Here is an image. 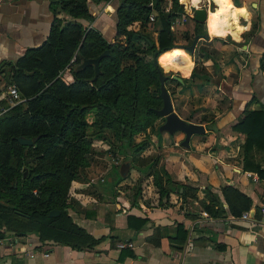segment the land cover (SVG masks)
<instances>
[{
    "label": "crops",
    "instance_id": "crops-1",
    "mask_svg": "<svg viewBox=\"0 0 264 264\" xmlns=\"http://www.w3.org/2000/svg\"><path fill=\"white\" fill-rule=\"evenodd\" d=\"M119 1L86 0L93 20H76L111 40ZM175 1L176 7L173 0L161 5L175 14L170 24L173 49L190 42L184 32L190 39L195 33L207 39L197 40L192 55L175 49L182 52L174 54L188 53L192 66L187 76L171 68L176 83L170 103L178 117L202 125L204 132L191 135L188 146H182L180 131L156 134L160 117L148 136L150 147L140 154L145 159L133 160L134 168L144 173L143 183L134 188V180L124 177L106 185L103 178L85 193L83 183L74 182L66 210L74 232L59 238L30 228L22 234L4 231L0 264H264V217L258 213L264 179L243 167L244 135L233 129L245 112L264 113V0ZM61 3L0 0V101L10 87H3L8 65L25 49L38 46L55 18L60 24L72 20ZM198 7L205 9L203 22L191 19ZM147 8L148 21L141 27L134 20L127 29L147 35L156 45L160 23L150 2ZM194 66L203 67L208 81L191 76ZM154 158L153 165L149 159ZM150 165L149 173L162 167L168 175L166 196H159L152 176L146 175ZM254 165L264 170V150L253 147L248 152V167ZM227 186L249 200L239 215L228 210L221 190ZM170 187H178L177 192Z\"/></svg>",
    "mask_w": 264,
    "mask_h": 264
},
{
    "label": "trees",
    "instance_id": "trees-1",
    "mask_svg": "<svg viewBox=\"0 0 264 264\" xmlns=\"http://www.w3.org/2000/svg\"><path fill=\"white\" fill-rule=\"evenodd\" d=\"M59 1L72 20L60 24L61 20L55 18L45 39L25 49L8 65L7 76L3 77V87L13 86L23 100L0 115V237L4 231L22 234L28 228L40 234L56 233L59 238L74 232L66 210L72 184L85 183L92 177L96 164L92 142L103 140L104 134L110 138L115 132L119 147L112 153H122L131 160L138 156L145 159L140 154L151 145L145 130H152L153 122L159 118L154 110L161 106L157 69L162 71L164 59L174 69L179 65L174 62L179 55L190 60L186 53L174 54L182 52L173 49L170 24L175 14L161 9L162 0H120L111 40L76 20H93L86 0ZM149 2L160 23L156 45L147 35L127 29L134 20L141 27L148 21ZM182 37L192 40L186 32ZM104 50L107 55L98 61L100 72L94 81H89L91 66L71 70L79 62V55L94 58ZM66 66L70 79L61 77ZM164 75L165 86L168 81L175 82ZM191 76L201 82L208 80L202 66H194ZM0 106L6 107L7 101L1 100ZM87 115H91L90 122L85 119ZM233 129L244 135L243 167L264 179V170L258 165L248 167V152L253 147L264 150L263 111L245 112ZM138 135L142 137L136 141ZM18 136L33 142L21 145L16 140ZM149 160L153 165L156 162L155 158ZM151 167L146 175L152 176L159 196H166L168 175L162 167L149 173ZM116 177L117 181L124 178ZM170 188L177 192L178 187ZM221 190L232 215L248 209L249 200L240 192L229 186ZM205 208L209 210V206ZM50 210H58V214L48 216Z\"/></svg>",
    "mask_w": 264,
    "mask_h": 264
},
{
    "label": "rangeland",
    "instance_id": "rangeland-1",
    "mask_svg": "<svg viewBox=\"0 0 264 264\" xmlns=\"http://www.w3.org/2000/svg\"><path fill=\"white\" fill-rule=\"evenodd\" d=\"M211 11H214V9ZM185 58H187V57L179 55L178 57L175 58L174 62L179 63V65H176L175 69L181 70L187 76L189 73V70L192 66V63L190 64V62H188V59H187V61H185ZM163 65H164V69H163ZM163 65H162V70L166 75H169L170 77H172V75H176L173 71H171V68L174 69L172 66L170 68L169 65L167 63H165V61H164ZM196 67L198 68L199 66H196ZM168 71H171L170 72L171 74L168 73ZM176 72H178V71H176ZM181 75H183V74H181ZM61 77L65 78V79H70L71 75H70V73L64 74V71H63L61 73ZM211 81L215 82L216 78L212 79ZM174 86H175V84L173 81L166 82L165 87H166L168 93L171 92V89H173ZM85 119L87 122H90L91 121V115H87L85 117ZM159 120L161 121L160 117L153 122L152 130H149V129L145 130L147 138H149L148 136H150V138H151V135H153V133L156 131V125L159 123L157 121H159ZM91 129L92 128H89L88 132H90ZM158 133H159V131L157 128L156 134H158ZM104 136H105V138L103 140L97 139V140H94L92 142V146H93L94 150L96 151V154L93 156V159L96 161V164L93 167L94 169H93V174L91 175L92 177L89 178L87 180V182L83 183V188L81 189V191H83L85 193L88 192L94 184H101L103 182V178L105 179V182L107 183L106 185H108V183L112 182L113 180H116L117 179L116 174L119 175L118 167L122 162H125V161H129V167H128L127 173L124 177H126L128 180H131V179L134 180V184H133L134 188H136L139 183H143L144 182L143 181L144 173H139V171L134 168V166H135L134 163L138 159H136L134 162L133 161L134 159L131 161V158H127L122 153L121 154H118L116 152L112 153V150H117L119 147L118 146L119 141L117 139V135L114 132V134H112V137H110V138L107 137V134H104ZM141 137H142V135H138V136H136L135 140L137 141ZM153 146H154V144H153ZM100 163L103 164V166H100L99 165ZM132 169H134V170L132 171ZM74 189H75V192H76V190L79 191L78 186H75Z\"/></svg>",
    "mask_w": 264,
    "mask_h": 264
},
{
    "label": "water",
    "instance_id": "water-1",
    "mask_svg": "<svg viewBox=\"0 0 264 264\" xmlns=\"http://www.w3.org/2000/svg\"><path fill=\"white\" fill-rule=\"evenodd\" d=\"M191 19L195 22H203L205 19V9L202 7H198L192 9ZM198 39H207L206 34H196L192 37V40L187 45H176L175 47L182 48L192 55L194 46ZM107 55V50L102 51L99 55L94 58L85 59L79 55V62L72 66L71 70L73 72H77L83 69L85 66H91L93 73L89 78V81H94L99 74L100 70L98 67V61ZM158 73V83H159V97L161 99V106L158 109H155V113L158 117L163 118V122L158 126V131L166 132L168 134H172L175 131H180L183 133V138L180 141L182 146H188V139L193 134H202L204 132L203 126L200 124H195L191 122H187L180 117L172 110L169 93L165 88L164 81L165 75L163 72L157 69ZM177 78V77H175ZM178 81L181 79L177 78ZM17 142L21 145H31L33 140L25 137L18 136L16 138ZM128 153V149H126ZM129 167V161L122 162L119 165L118 173L119 176L123 177L126 175ZM58 214V210H50L48 212V216H54Z\"/></svg>",
    "mask_w": 264,
    "mask_h": 264
},
{
    "label": "built area",
    "instance_id": "built-area-1",
    "mask_svg": "<svg viewBox=\"0 0 264 264\" xmlns=\"http://www.w3.org/2000/svg\"><path fill=\"white\" fill-rule=\"evenodd\" d=\"M68 71H69V67L66 66L64 68V74L68 73ZM6 95H7L6 96L7 106L6 107L0 106V115L4 113L10 106H13L23 100L22 98L19 97V94L17 93L16 89L13 86L7 88ZM258 213L260 214L261 217H264V198L258 205ZM241 216H245V213H242Z\"/></svg>",
    "mask_w": 264,
    "mask_h": 264
},
{
    "label": "bare ground",
    "instance_id": "bare-ground-1",
    "mask_svg": "<svg viewBox=\"0 0 264 264\" xmlns=\"http://www.w3.org/2000/svg\"><path fill=\"white\" fill-rule=\"evenodd\" d=\"M184 1V0H183ZM206 18H207V16H206ZM206 21V20H205ZM229 22V21H228ZM218 23H219V21L217 20V22H216V24L218 25ZM177 50H183V49H177ZM183 51H185V50H183ZM186 52V51H185Z\"/></svg>",
    "mask_w": 264,
    "mask_h": 264
}]
</instances>
